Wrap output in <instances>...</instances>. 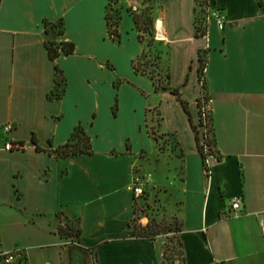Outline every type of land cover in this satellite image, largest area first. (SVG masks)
<instances>
[{
    "label": "crops",
    "instance_id": "crops-1",
    "mask_svg": "<svg viewBox=\"0 0 264 264\" xmlns=\"http://www.w3.org/2000/svg\"><path fill=\"white\" fill-rule=\"evenodd\" d=\"M202 1L223 13L222 30L210 21L195 36L197 0H159L153 17L163 30L160 65L194 123L198 56L206 51L221 157L207 158L209 174L177 97L155 92L151 80L144 89L139 80L147 76L132 68L144 48L134 22L143 0H0V253L22 250L18 264H72L69 242L57 233L62 214L79 219L77 246L93 249L85 256L95 254L94 264H162L163 240L133 236L129 227L139 180L176 213L183 264H264V0ZM107 12L120 17L119 41L109 37ZM60 23L61 33L52 28ZM47 40L72 43L73 53L51 60ZM123 58L131 75L121 79ZM123 83L134 97L121 95ZM56 91L61 97L49 98ZM78 124L92 154L57 157ZM8 140L20 149L6 150ZM234 197L243 201L235 216Z\"/></svg>",
    "mask_w": 264,
    "mask_h": 264
},
{
    "label": "trees",
    "instance_id": "trees-1",
    "mask_svg": "<svg viewBox=\"0 0 264 264\" xmlns=\"http://www.w3.org/2000/svg\"><path fill=\"white\" fill-rule=\"evenodd\" d=\"M144 1V0H143ZM203 4L202 0H197V9H196V16H195V36L196 37H203L206 34L207 31V25H204L201 23V21L204 22V18L202 17L200 20H198L197 18V13L199 10V7H201V5ZM150 9V8H149ZM120 17L118 15L115 14H110L109 12H107L106 14V21H107V29H108V34L109 37L112 38L113 40H118L120 39V35L118 33L117 30V25L119 22ZM146 22H142L139 15H134V22L136 25V28L139 32L138 34V39L140 42H143V36H142V32H146L147 34H149L150 36V41L148 42V47H151L153 44V40H154V32L152 30L148 31V26H152L153 25V19L152 17H147ZM144 24V27L142 26ZM45 28H46V32L49 31V25L47 23H45ZM52 28H56L58 30L59 33L62 32L61 29V23L59 25H54L52 26ZM150 29V27H149ZM45 47L47 49L48 52V56L51 60H55L59 54L60 51L65 54V55H69L73 53L74 50V45L72 43H61V44H57L54 41H50L47 40L45 42ZM206 51H200L199 56H198V61H199V66H198V75H199V83L201 85V95L199 96V98L197 99V107H198V127L197 125L193 122L187 102H185L181 96H180V91L179 88H171L170 87V73L168 70H166L165 76H164V83H160L159 81H157L155 74L153 72H147L146 70L142 69L143 64H141L140 62L143 61L147 56H150L153 58V60L155 61V67H158V64L160 66V60H161V51L156 52L155 54H152V52H150L149 50L147 51L146 47L143 48L141 54L137 57V59L132 61V68L134 70L135 73L137 74H141L143 76H147L154 87L155 92H158L159 90H169L171 94H173L174 96L177 97L178 101L180 102L184 112L187 114L188 118H189V122L191 124V127L193 129V132L195 134V140L197 143V147H198V151L203 159V165H204V169L207 171L208 167L206 165V160L209 156L214 155L216 156V158L218 160L221 159L220 155H218L215 150V146H216V138H215V134H214V128H213V117H212V111L210 109L209 114H206L205 111V104L209 105L210 102V98L209 95L207 93L206 90V83H205V67H206ZM146 63H144L145 65ZM55 71L57 75H60L61 71L59 70L58 67H55ZM52 97H56V98H60L61 94L56 91L55 93H51V95H49V98ZM203 113L205 114L204 120H203ZM206 120H208V122L210 123V127H208ZM200 127H204L205 131L203 132V143H201V137H200V133L198 131V129ZM149 135L152 136V138L155 140V142H158V139L156 137V134L153 131H148ZM211 134V135H210ZM32 143L35 146V150L38 152L43 151V149L38 145L37 140L35 138V136L33 135L32 137ZM205 147H207V151H205ZM215 153H214V150ZM55 154L57 157H67L70 155H81V154H92V146H91V142H90V138L88 137V135L85 133L83 127L78 124L72 134L71 137L69 138V140L62 146L58 147L55 149ZM136 183V182H135ZM135 202H136V198H135ZM136 204V203H135ZM135 207V217L131 220V222H129V227L131 228V233L133 236L139 237V238H147V237H151L153 236L151 227L149 225V223H145V225L140 226L138 225H134V227L132 226V223L136 220V224L138 223V217H137V210H136V206ZM68 222L69 219H66V224L65 227H58L57 228V233L66 239H70V246H69V251L70 254H72L73 250H74V244L72 241V237L73 235H71L69 233V226H68ZM77 222V227L74 233V236L77 238H79L80 236V226H79V219L76 220ZM181 231V224L179 227V232ZM178 232V234H179ZM178 243L181 247V242L179 240L178 237ZM77 249L84 255L89 254L91 252H93V249H83L79 246H77ZM165 252L163 253V261H164V257H165ZM181 256H182V260L183 258V252L181 251ZM93 262H97V259L95 257V254H93ZM164 262H162L163 264Z\"/></svg>",
    "mask_w": 264,
    "mask_h": 264
},
{
    "label": "rangeland",
    "instance_id": "rangeland-1",
    "mask_svg": "<svg viewBox=\"0 0 264 264\" xmlns=\"http://www.w3.org/2000/svg\"><path fill=\"white\" fill-rule=\"evenodd\" d=\"M158 6H159V0H144L143 6L139 13V17L142 22H146L145 19L149 16L152 17L153 19V25L148 26V31L152 30L154 32V40H153V44L151 47L147 46L148 42L151 39L149 34H147L146 32H142L144 47H146L147 51L149 50L150 52H152V54H155L156 52L161 50V43H162V41L156 39L155 19L153 17L155 9ZM202 17H203L202 13L198 11L197 13L198 20H200ZM201 23L204 26V22L201 21ZM142 26L144 27V24ZM165 62H166V59H165ZM140 63L143 64L142 69L146 70L147 72H153L155 74L157 81H159L160 83H164V76L166 73V69L163 66L161 65L159 66L158 64V67H155L156 63L153 60V58L150 56H147ZM144 63L146 64L144 65ZM167 65L166 67H168ZM118 73L121 79L122 78L124 79V77L131 75L130 68L128 67L125 58H123L119 64ZM112 75H113L112 71H106L104 73V77L107 82L106 87H105L106 95H109V92H110L108 83ZM139 82L144 89H149L150 84H151L149 78L143 77L139 80ZM131 87L132 85L129 83L128 84L123 83L122 86L118 88L121 89L120 91L121 95H127L130 97H134V93L130 89ZM205 111H206V114L208 115L210 112V108L208 104L207 105L205 104ZM197 123H198V120L195 123L198 127ZM206 123L208 127L211 128L208 120H206ZM149 130L153 131L156 134V137L158 139L157 145L159 146V148L164 149L165 148L164 136L161 134H158L154 130L153 127H151ZM198 131L199 133L203 131L202 127H200ZM204 149L205 151H207L208 148L205 147ZM214 153H215V150H214ZM136 184H139V186H141V188L143 189V194L139 198H136L135 206L137 210V217L139 219H138V223L136 224V220H135L132 223V226L134 227V225L136 226L138 224L140 226H143L145 225V223L148 222L151 227L152 233H153L152 238H160L163 240V253L164 252L166 253L163 264H183V260L181 256V247L178 243V232H179V227H180V221L178 217L176 216V213L174 214L166 213L165 210L167 209H165L164 207L161 208V206L157 204V201H156L157 199L156 197L153 196L154 192L151 193L147 190H144V186L143 184H141L139 180H137ZM57 219L59 223L58 227H65L67 217L63 216L62 214H58ZM68 226H69V233L73 235L72 241L74 244V250L72 254H70L72 264H94L93 259H87L88 257L82 254L77 249V238L74 236V233L77 227L76 219H69ZM67 241L69 242L68 245L70 246V239H67Z\"/></svg>",
    "mask_w": 264,
    "mask_h": 264
},
{
    "label": "built area",
    "instance_id": "built-area-1",
    "mask_svg": "<svg viewBox=\"0 0 264 264\" xmlns=\"http://www.w3.org/2000/svg\"><path fill=\"white\" fill-rule=\"evenodd\" d=\"M131 11L133 13H137L138 12V8L137 7H131L130 8ZM200 12L202 13V16L204 18V25H207L210 21H213L217 28L219 30H222L225 24V16L223 15V13L219 10V9H211V6L207 3L203 1V4L201 5V7H199ZM160 23V24H159ZM158 24L161 26V20L155 19V35H156V39L157 38V34H158ZM159 40V39H158ZM160 41H162L160 39ZM205 114L203 113V120H204ZM12 130V126L10 124H6L3 127V131L5 134H9L10 131ZM201 130V129H200ZM202 130L200 132V137H201V143H203V132L205 131V128L202 127ZM4 148L6 150H11V149H20V145L16 144L14 145L11 140H8L5 145ZM206 174H209V169L206 171ZM133 195L135 198H139L140 196H142L143 194V189L141 188V186H139V184L134 183L133 186ZM230 209H231V215L235 216V215H240L243 211V201L241 197H234L231 202H230ZM23 251L20 249H15L9 252H4V253H0V261L2 262V264H18L22 259H23Z\"/></svg>",
    "mask_w": 264,
    "mask_h": 264
},
{
    "label": "bare ground",
    "instance_id": "bare-ground-1",
    "mask_svg": "<svg viewBox=\"0 0 264 264\" xmlns=\"http://www.w3.org/2000/svg\"><path fill=\"white\" fill-rule=\"evenodd\" d=\"M160 24V23H159ZM158 24V34H157V38L160 40L163 39V30H162V27ZM159 36V37H158Z\"/></svg>",
    "mask_w": 264,
    "mask_h": 264
}]
</instances>
